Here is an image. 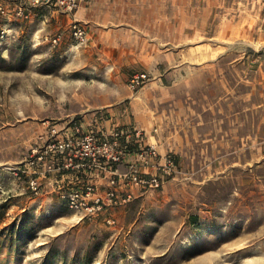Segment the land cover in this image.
I'll use <instances>...</instances> for the list:
<instances>
[{"label": "rangeland", "instance_id": "1", "mask_svg": "<svg viewBox=\"0 0 264 264\" xmlns=\"http://www.w3.org/2000/svg\"><path fill=\"white\" fill-rule=\"evenodd\" d=\"M194 3L193 45L122 65L89 16L78 45L54 0H0V264H264V0ZM124 71L147 74L135 106L177 171L112 224L78 220L26 161L45 120L118 101Z\"/></svg>", "mask_w": 264, "mask_h": 264}, {"label": "built area", "instance_id": "2", "mask_svg": "<svg viewBox=\"0 0 264 264\" xmlns=\"http://www.w3.org/2000/svg\"><path fill=\"white\" fill-rule=\"evenodd\" d=\"M27 1L34 4L39 0ZM84 1L54 0L60 11L73 15L69 28L73 42L78 45L87 40L84 23L74 16ZM0 12H4L1 4ZM58 40L59 36L52 38L53 43ZM147 80L145 72L135 73L128 79L127 86L136 91ZM84 119L85 116L79 114L61 122H43L45 130L26 161L32 169L28 186L37 193L38 170L43 174L49 170H89L88 180L59 187L60 202L82 219L103 217L106 223L112 224L115 220L111 213L115 209L137 195L160 189L176 173L177 161L171 152L161 153L155 143L145 142L141 130L135 127L114 125L98 129ZM156 132L154 127L152 133ZM95 173L106 179L104 187L93 181Z\"/></svg>", "mask_w": 264, "mask_h": 264}, {"label": "crops", "instance_id": "3", "mask_svg": "<svg viewBox=\"0 0 264 264\" xmlns=\"http://www.w3.org/2000/svg\"><path fill=\"white\" fill-rule=\"evenodd\" d=\"M205 7H199L194 0H86L75 13V17L80 20L85 15L89 16L86 20L90 24H97L91 42L110 50L118 48L112 58L120 60L121 64L125 65L149 62L154 48H160L159 53L162 55L172 56V48L193 45L195 32L200 30L194 23V15L204 12L209 14L208 6ZM76 14H80L81 18L79 19ZM171 60L169 58V62ZM135 73L125 74V71L121 73L125 77L127 88L126 92L121 93L122 97L118 101L112 105L101 104L85 108L75 115L83 114L85 122L90 123L93 128H109L114 125L135 127L141 130L145 142L155 143L161 153L167 152V148L161 142L160 126L151 124L149 127V119L142 117L136 109L134 94L138 91L134 92L127 86L128 79ZM127 99L130 101L125 102ZM154 127L157 128V132L153 134ZM38 172L39 174L35 176L38 180L42 178L43 187L47 188L48 192L57 194L59 199V187H70L86 181L91 171L49 170L44 174L40 170ZM93 181L100 187L106 185V179L99 173L93 175ZM123 206L125 204L121 207ZM76 216L78 220H84Z\"/></svg>", "mask_w": 264, "mask_h": 264}]
</instances>
